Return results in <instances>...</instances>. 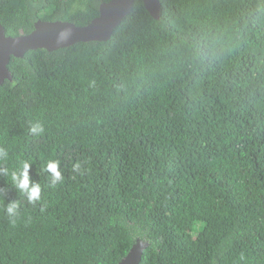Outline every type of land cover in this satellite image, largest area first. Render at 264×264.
<instances>
[{
	"label": "trees",
	"instance_id": "trees-1",
	"mask_svg": "<svg viewBox=\"0 0 264 264\" xmlns=\"http://www.w3.org/2000/svg\"><path fill=\"white\" fill-rule=\"evenodd\" d=\"M108 1L0 0V24L85 26ZM159 1L108 40L11 58L0 168L28 161L46 206L0 174L21 211L0 203V264H118L139 240L140 264H264V0Z\"/></svg>",
	"mask_w": 264,
	"mask_h": 264
},
{
	"label": "water",
	"instance_id": "water-1",
	"mask_svg": "<svg viewBox=\"0 0 264 264\" xmlns=\"http://www.w3.org/2000/svg\"><path fill=\"white\" fill-rule=\"evenodd\" d=\"M135 0H110L100 5V15L85 26L69 21L39 20L29 34L12 37L6 35L0 24V84L13 75L8 67L11 58L23 57L29 50L45 48L55 51L79 42L108 40L115 28L133 9ZM150 14L159 19L161 3L159 0H143ZM149 242L139 240L118 264H140L144 250Z\"/></svg>",
	"mask_w": 264,
	"mask_h": 264
},
{
	"label": "clouds",
	"instance_id": "clouds-1",
	"mask_svg": "<svg viewBox=\"0 0 264 264\" xmlns=\"http://www.w3.org/2000/svg\"><path fill=\"white\" fill-rule=\"evenodd\" d=\"M110 1V0H109ZM108 1V2H109ZM162 12V8H161ZM44 128L41 124L37 123L32 126L31 132L34 134H42ZM7 158V151L4 148H0V162H4ZM80 164L76 163L73 165V170L79 169ZM31 165L28 161H23L17 169L11 170L7 168H0V174L10 175L13 186L23 194L28 203L32 205H41L42 209L45 207L44 203V190L40 183L34 182L30 178ZM44 170L51 177V186H55L61 183L64 179L63 169L61 167V161L58 159H49L45 162ZM3 189H0V193ZM0 203H3V213L7 217L11 224H16L17 219L21 215L20 202L18 200H11L4 203L2 196H0Z\"/></svg>",
	"mask_w": 264,
	"mask_h": 264
}]
</instances>
